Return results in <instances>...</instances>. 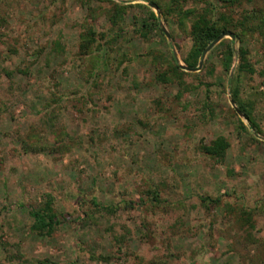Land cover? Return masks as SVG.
<instances>
[{
  "label": "rangeland",
  "instance_id": "1",
  "mask_svg": "<svg viewBox=\"0 0 264 264\" xmlns=\"http://www.w3.org/2000/svg\"><path fill=\"white\" fill-rule=\"evenodd\" d=\"M115 1L132 4L116 27L108 0H0V264H264V42H244L252 73L237 78L238 57L225 71L217 43L180 76L172 54L186 65L188 31L152 7L170 38L146 33L150 2ZM230 77L258 130L231 104ZM218 136L222 161L200 150ZM47 192L62 224L43 237L28 210Z\"/></svg>",
  "mask_w": 264,
  "mask_h": 264
},
{
  "label": "trees",
  "instance_id": "2",
  "mask_svg": "<svg viewBox=\"0 0 264 264\" xmlns=\"http://www.w3.org/2000/svg\"><path fill=\"white\" fill-rule=\"evenodd\" d=\"M108 1L112 3V6L108 9V18L112 26L116 27L121 22L123 14H125L126 10L132 4H124L115 0ZM146 1L157 6L165 20L175 17L178 27L181 30L188 31L192 39V47L188 55L184 58L187 67L196 68L199 65L204 49L220 34L231 31L235 35L234 39L224 37L217 44L223 46L221 50L223 54L222 64L225 71H230L235 58L238 57V65L236 68L237 78H239V75L243 72H254V67L249 57L250 50L244 45V42L255 37H259L264 42V5L256 4L255 0H221L223 8L218 7L212 0H201V6H199L197 1H194L196 3L195 5L187 6L186 4L189 0ZM250 2L253 4L247 5ZM147 8L149 9V18H151L152 21H143L140 27L141 30L147 33L150 32L151 28L156 27L163 31L159 23V17L156 15L155 11L152 7ZM236 40L241 43L237 50L233 46ZM96 41L97 33L92 27L82 32L79 45L81 52L87 53ZM172 60L174 62L171 69L172 73L182 76L186 71L181 68L175 54H172ZM213 70L214 67H211L210 71ZM230 78V83L232 84V99L242 111L243 117L249 120L252 128L258 130L259 126L254 119L252 106L249 101H245L241 98L239 88L235 85V77ZM168 79L169 77L164 72L157 75L158 81L166 82ZM241 124L243 125L242 121ZM229 146L230 142L225 136H218L211 139L209 142H202L200 150L211 158L222 161L226 156ZM146 195L150 201L156 204L167 201V199L162 197L159 189L156 187H150L146 190ZM200 198L203 203H208L207 206L209 207L221 202L220 197L213 198L210 196H201ZM92 202L95 206L109 213H115L119 208L117 205H101L96 198H94ZM28 213L33 219L31 225L32 231L43 237L52 236L62 224V216L55 208V197L49 192L43 194V199L40 204L30 205ZM246 216V222L253 226L250 213L246 212ZM37 264H56V262L46 259L39 261Z\"/></svg>",
  "mask_w": 264,
  "mask_h": 264
},
{
  "label": "water",
  "instance_id": "3",
  "mask_svg": "<svg viewBox=\"0 0 264 264\" xmlns=\"http://www.w3.org/2000/svg\"><path fill=\"white\" fill-rule=\"evenodd\" d=\"M149 5H150L151 7H153V8H155L156 10H158L157 6H155L153 3L150 2ZM160 25H161V27H162V29H163V32L166 34V36H167L168 38H170V33L167 31V29H166L165 26L162 24V22H160ZM226 36H229V37L232 38V39H234V37H235L234 33L231 32V31H227V32H224V33L220 34L216 39H214V40H213V41H212V42H211V43H210V44L204 49V51H203V53H202V57H201L200 62H199V65H198L196 68H189V67H187L186 65H184L183 63H180L177 54L174 53V54H175V57H176L177 60L179 61V64H180L181 68H183V69H185V70H189V71H191V70H200V69L202 68V66H203L204 59H205L207 53H208V52H209V51H210V50H211V49H212L217 43H219V42H220L224 37H226ZM233 70H234V67H233V69H232V74H233ZM232 74H231V75H232ZM230 102H231V104L235 107L237 113H238L239 115L243 116L242 111H241V110L238 108V106L235 104L234 100L231 99Z\"/></svg>",
  "mask_w": 264,
  "mask_h": 264
}]
</instances>
